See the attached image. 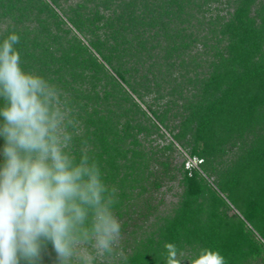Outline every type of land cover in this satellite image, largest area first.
Here are the masks:
<instances>
[{
  "label": "trees",
  "instance_id": "16d2710c",
  "mask_svg": "<svg viewBox=\"0 0 264 264\" xmlns=\"http://www.w3.org/2000/svg\"><path fill=\"white\" fill-rule=\"evenodd\" d=\"M13 33L115 190L93 264H264V0H0Z\"/></svg>",
  "mask_w": 264,
  "mask_h": 264
},
{
  "label": "clouds",
  "instance_id": "9594fccd",
  "mask_svg": "<svg viewBox=\"0 0 264 264\" xmlns=\"http://www.w3.org/2000/svg\"><path fill=\"white\" fill-rule=\"evenodd\" d=\"M0 45V264H40L50 243L57 264H93L120 237L113 190L98 163L72 154L71 110L58 89L24 71L15 49Z\"/></svg>",
  "mask_w": 264,
  "mask_h": 264
},
{
  "label": "rangeland",
  "instance_id": "374dc122",
  "mask_svg": "<svg viewBox=\"0 0 264 264\" xmlns=\"http://www.w3.org/2000/svg\"><path fill=\"white\" fill-rule=\"evenodd\" d=\"M175 191H176V188H174L173 191H167V190H166V192L164 193V196H163V198L165 199L166 205L163 206V209H164V208L170 209V207H171L170 202H171V201H174V202L176 201V199H175L174 196H173V193H175ZM123 238H124L123 236H120L118 242L116 243V245L119 246V245L122 243ZM95 256L97 257L96 254H95ZM99 258H100V257H99Z\"/></svg>",
  "mask_w": 264,
  "mask_h": 264
}]
</instances>
